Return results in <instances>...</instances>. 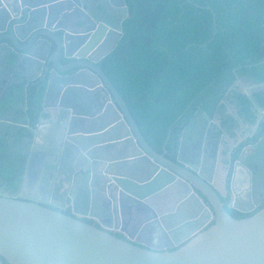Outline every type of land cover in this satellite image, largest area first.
Returning a JSON list of instances; mask_svg holds the SVG:
<instances>
[{
	"label": "water",
	"instance_id": "obj_1",
	"mask_svg": "<svg viewBox=\"0 0 264 264\" xmlns=\"http://www.w3.org/2000/svg\"><path fill=\"white\" fill-rule=\"evenodd\" d=\"M66 1L71 0H0V40H11L19 51L7 44L9 53L19 56L16 60L19 75L25 79L28 75H40V69L46 70L42 80L45 84L40 86L43 108L50 93L72 79L67 73L76 66L85 68V74L75 77L79 76L81 88L89 95L83 114L71 112L59 118L62 123L45 134L42 126L47 113L42 112L38 125L29 130L32 135L29 144L32 141L34 151L47 142L44 135L52 139L43 149V168L48 169L45 163L51 159L62 160L65 169H71L67 183L81 175L83 187L77 197L61 178L54 189L56 194L63 192L58 208H66L71 200L73 215L44 207L36 200H16L0 192V264H264V208L251 217L233 218L222 201L224 194L214 183L217 158L211 171H207L210 156L203 145L206 139L214 138L208 135L212 126L207 123L211 119L202 113L206 123L199 134L201 138L189 148L187 159L182 157L185 140L189 141L186 132L177 162L153 150L127 103L97 65L113 52L122 34L99 60L82 56L85 61L62 64L63 53L67 57L69 48L78 39L71 42L66 28L52 29L49 21ZM22 15V23L14 26ZM36 20L41 22L38 27L33 25ZM58 31L63 32V38L56 34ZM116 33L101 18L87 47L93 49ZM52 41L57 44L54 52ZM29 57L33 58V67L26 64ZM6 60L7 65L15 61ZM259 113L258 123L264 121V109ZM195 125L190 123L188 129ZM75 127H79L77 131ZM52 144L60 153L55 159L50 150ZM257 146L245 148L236 162V173L238 167L247 171L251 185L255 183L256 165L246 163L245 156H252L248 150L251 147L256 150ZM28 158L31 163L34 153ZM251 162L255 164L254 160ZM236 186L237 174L231 187L232 195L240 201L231 200L229 208L244 214L254 212L256 206L250 191L246 193L247 199L241 200ZM82 216L93 219L99 226L82 221ZM126 216L131 223L138 220L159 223L172 246L154 249L119 238L117 230L122 227L127 231Z\"/></svg>",
	"mask_w": 264,
	"mask_h": 264
},
{
	"label": "trees",
	"instance_id": "obj_2",
	"mask_svg": "<svg viewBox=\"0 0 264 264\" xmlns=\"http://www.w3.org/2000/svg\"><path fill=\"white\" fill-rule=\"evenodd\" d=\"M186 1L131 0V17L123 23L124 37L100 63L146 142L173 161L196 114H222L220 103L239 78L264 83V0ZM255 98L264 108V96ZM236 99L238 115L255 124L252 100L244 95ZM34 105L40 108L41 99ZM36 121L34 118L33 125ZM238 122L228 118L217 137L235 129ZM263 135L264 122L252 141ZM3 146L1 142L0 148ZM16 162L15 169L22 174L26 155ZM262 208L264 205L258 211ZM226 210L235 219L257 212Z\"/></svg>",
	"mask_w": 264,
	"mask_h": 264
},
{
	"label": "flooded vegetation",
	"instance_id": "obj_3",
	"mask_svg": "<svg viewBox=\"0 0 264 264\" xmlns=\"http://www.w3.org/2000/svg\"><path fill=\"white\" fill-rule=\"evenodd\" d=\"M76 1L77 2H75V0H71L70 2L66 1L63 3L55 11V13H59L54 14V22L52 19L49 21L51 23L49 26L52 29H60L61 27L66 28L71 42H74V39H78L75 41L77 43H74L73 47L71 46L69 48L67 57L65 56V53L62 55V64L65 66L85 61L83 58H81L82 56H88L94 61L99 60L102 54H104L111 46H113L120 37V34H122L117 45L118 47L124 37L123 23L131 17V0ZM126 8H128V11H126ZM23 18L24 15L18 17V23H14L13 25H20ZM101 18L104 19L117 33L111 36L108 41L104 40L93 49H89L87 45L92 39V33L96 28V23ZM33 25L34 27H38L41 25V22L36 20ZM47 25H45V27ZM121 27L122 31L120 33L119 29ZM38 30L39 29L35 30L34 32ZM8 33L9 31L6 32V34ZM56 34L60 38H63V32L58 31ZM83 42L85 43L84 45H82ZM7 44H9L11 48H14V50L19 53L11 40H0V144L1 142L4 144L3 148H0V192L6 194L9 198L16 200H23L27 202L36 200L37 204H40L44 207L55 211H60L66 215H73L74 212L72 209L71 200L68 201L66 208H58V205H62L60 196L63 195V192L56 194L54 193V189L55 185L60 184V180H63L66 187H72L74 195L77 197L80 194V189L83 187L81 175L78 178L76 177L73 182H68V184L66 181L69 179V176H72L68 170L71 169H65L66 167L62 163V160L55 162V160L53 161L51 159L45 163V165L48 166V169L43 168L42 164L44 163L45 156L43 155V149H45L46 145L52 142V139L50 140L47 135H44V139L47 142L44 144L41 143V146L36 151H34L32 141L29 144V140L32 137L29 130L35 128L38 125L39 117L42 112L47 113L44 115L45 123L42 126L45 129V134H48L50 130L57 128L59 123H62L59 118L67 114H71V112H75L77 115L84 113L85 102L89 95L81 88L79 76L77 75L76 78L75 75L85 74V68L76 66L74 69H71L67 74L73 76L72 79L67 80L65 85L55 88L50 93L45 108H43V103H41L40 108H38V106L34 104L37 103L42 97L43 87L40 86L45 84V82L42 80L45 79L46 70L45 68L40 69V75L39 73L38 75H28L25 79H22V77L19 75L20 68L18 67V62L16 61L19 59V56L9 53L7 50ZM25 44L26 42L22 43L21 45ZM77 44L80 45L77 46ZM51 45V52L57 50V44L55 41H52ZM117 47L113 51H115ZM6 59L15 61L13 64L7 65ZM21 61H23V59H21ZM101 61L97 64L99 67ZM26 64L29 67H33V58L29 57L26 61ZM88 80L90 79L88 78ZM240 80L241 78L236 81L231 89L232 92L229 94L228 98L225 99L224 103L234 105L238 112V101L236 97L238 95H244L248 97L250 100H252L258 123V118H260L259 111L260 109L264 108H260V104H258L255 95H261L262 97L264 96V88H262L264 83H255L251 80H248L252 86L251 88L247 89L246 93L245 88H247V86L243 83L245 81L239 83ZM33 83H37L38 85L33 86ZM197 117L198 115L196 114V119H194L192 123L203 121L202 118L198 117V119ZM34 118H37V121L36 124L33 125L32 122ZM236 118L243 121L242 116L238 115ZM263 122L264 121L258 123L256 131L248 139L242 141L240 144L229 147V154H227V161L230 166L229 174L225 193H222L224 194L222 201L228 208L231 204V200H237V198L232 195L231 187V183L235 174H237L236 188L237 193L240 195V199L246 200V193L250 191V196H252V200L256 206V210L254 212L258 211V209L264 205V135L258 139V141H252V138L255 136V134L259 132L260 125L263 124ZM78 128L79 127H75L74 130L77 131ZM193 128H189L190 131ZM214 129L215 128H213V130ZM218 132L216 134H213L212 132L209 134L210 136L214 137L212 140L217 143V146L220 143V139L223 137V135H225L222 134L221 137L218 138ZM222 141L224 142V138ZM257 144L258 146L255 148L256 150H253L252 147L248 150L250 153L249 155L252 156H245L246 163H248L251 167L256 165L253 167V172H255V181H253L255 183H252L251 185L248 182L249 175L247 171L245 172L238 167L236 173V162L245 148L249 146H255ZM187 147H184V154L182 156L184 159H187L189 156V153L186 151ZM56 148L58 147H56L54 144H52L50 147V150L53 152L54 159L60 154ZM239 148V155L237 158H235L234 155L237 153ZM217 150L218 149H215V152L213 153L209 152L208 155L210 156V159L208 160V167L212 166V163H214L216 158L218 164L219 161ZM31 152L34 153V158L31 163H28V157L30 156ZM23 154L26 155L25 169L22 174H18L13 162L16 164V161L19 160L20 155ZM177 159L174 160V162H177ZM252 160H254L255 164L251 162ZM7 173H9L10 176L4 177V175ZM59 174L61 176H59ZM58 178L61 179L59 180ZM50 190L52 191L51 194L49 193ZM237 201H240L239 198ZM80 219L86 223L99 226L97 222L87 216H82ZM129 220L130 218L126 216L125 222L126 230L128 232L124 231L122 227L116 231L115 234L119 238L131 239L134 243L154 249L162 250L164 247L172 246L170 238H168L163 232L159 223L155 221L147 223L145 221L139 220L137 222L131 223Z\"/></svg>",
	"mask_w": 264,
	"mask_h": 264
},
{
	"label": "crops",
	"instance_id": "obj_4",
	"mask_svg": "<svg viewBox=\"0 0 264 264\" xmlns=\"http://www.w3.org/2000/svg\"><path fill=\"white\" fill-rule=\"evenodd\" d=\"M242 80V81H241ZM241 80L239 81V83L243 82L247 88L246 89V93H247V89L251 88L252 84L248 81L250 79H246V78H241ZM262 88H264V86H262ZM241 91V90H240ZM242 92V91H241ZM225 100H223L220 105L222 106L223 109V113L220 114H216L213 117H209L208 115H206L207 117H209L211 119L210 123H207L208 126L210 124V126L208 128V135L212 132L213 134H216L219 130H221L223 128V123L228 119V118H234L236 120H238V118H236L237 115V110L235 109L236 107L234 105H230L229 103L226 104L224 103ZM237 112V113H236ZM199 118H202L203 122L199 123V122H195L196 125L194 127V129L191 130L190 134H187V136L189 137V141L186 142L185 140V146L187 147L186 151L187 153H189V148L192 147L194 144H196V142L201 138V130L203 128V125L206 123L205 122V118L202 113L198 114ZM197 117V118H198ZM198 118V119H199ZM238 126L235 127V129H232V131H228L225 130L223 137L220 139V143L217 146V143H215V141L213 140H208L206 139V142L203 145V148H208V154L209 152L213 153L215 152V149L217 150V156H218V166L216 169V175H215V186L216 188L221 191L222 193H225V186L227 183V179H228V174H229V164L227 161V154H229V147L232 145H237L240 144L242 141L248 139L257 129L258 127V123L256 120L255 124H250L248 122H244L242 120H238ZM259 121V118H258ZM213 128H215L213 130ZM210 136V135H209ZM224 138V142L222 141ZM219 142V141H217ZM193 143V144H192ZM209 144V146H208ZM229 158V157H228ZM207 171H211V167L206 166Z\"/></svg>",
	"mask_w": 264,
	"mask_h": 264
}]
</instances>
